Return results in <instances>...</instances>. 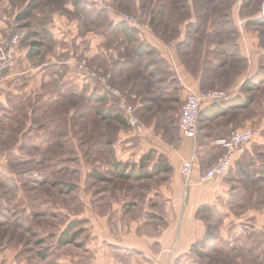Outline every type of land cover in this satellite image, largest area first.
I'll use <instances>...</instances> for the list:
<instances>
[{"label": "rangeland", "instance_id": "1", "mask_svg": "<svg viewBox=\"0 0 264 264\" xmlns=\"http://www.w3.org/2000/svg\"><path fill=\"white\" fill-rule=\"evenodd\" d=\"M17 1L21 15L29 0ZM32 1L36 3V12L32 11L29 18L16 19L19 25L11 29L0 48L6 46L15 34L19 36L18 49L21 44L34 46L33 42L38 41L40 33L36 31L33 33L36 36L30 37V24L38 23L43 13L50 16L63 11L66 3V0H30L29 3ZM72 1L79 2L87 12L91 11V16L97 17L102 10L106 11L88 0ZM111 8L115 14L117 11L128 13ZM196 9L198 17L203 19L209 15L214 19L226 10L230 15L244 18V24L238 28L243 37L228 42L234 45L239 39V46L248 52L247 58L241 56L238 46L224 54L217 51L202 57L196 48H191V43H187L178 60L187 72L203 69L206 71L202 80L208 77L212 80L213 84L208 88L196 91L212 88L228 91V100L220 103L225 112L217 117L216 124L223 130L225 126L229 128L224 137L238 129L253 132L251 141L237 149L245 148L243 159L237 161L234 157L226 175L264 173V0H232L218 8H207L206 3ZM128 14L138 18L140 28L135 31H140L143 21L140 14ZM186 14L188 10L184 9L182 15ZM100 19H106L103 13ZM92 20L89 17L91 26L86 22L85 30L97 26L98 23H92ZM228 28L234 30L232 24H228ZM106 35L104 42L108 45L116 35ZM71 43L73 46L79 44L76 39ZM139 43L146 47L144 42ZM137 44L135 42L134 46ZM151 47L149 44L144 52L148 53ZM72 56L76 59L70 78L55 84L56 90L47 98L32 86L11 99L13 103H9V109L0 104V264H90L92 241L98 232L113 234L119 226L125 232L133 225H141L148 232L149 239L154 237L158 241V236L173 231L171 224L174 222L163 216L164 204L160 194L166 189L170 168L151 177L143 174L152 173L156 166L161 169L169 167L167 158L159 154L163 142L150 136V127L168 130L172 136L168 141L178 139L175 123L179 122L187 90L175 85L169 92L161 91L158 85L151 84L150 75L160 73L162 81L167 78L165 74L169 65L161 60L156 61L158 66L153 69H144V66L139 69L141 74H148V83L139 91L134 89L130 93L115 83L113 71L109 69L111 65L106 61L103 65L106 68L98 69L95 57L88 59L80 53ZM221 61L223 64L216 65ZM175 62L174 59L172 67ZM137 63L140 66L143 61ZM80 64L87 69H81ZM91 72L110 74L105 83L124 95L148 132H137L127 123L117 109L114 95ZM147 96L152 99L146 101ZM233 99L247 104L237 107L225 104ZM142 103L145 104L143 107L140 106ZM99 112H109V116ZM144 156L147 159L141 166ZM125 164L135 165L132 173L130 166L127 168ZM207 211L202 208L197 212L206 229L197 241L199 246V242L205 239L202 241L206 244L205 249L197 250L203 256H210L213 251V264H225L222 244L213 243V240L220 239L222 216L217 211ZM66 230L69 237L75 238L73 242H61ZM155 243L151 240L148 245L155 248ZM155 261L160 263L157 258Z\"/></svg>", "mask_w": 264, "mask_h": 264}, {"label": "crops", "instance_id": "2", "mask_svg": "<svg viewBox=\"0 0 264 264\" xmlns=\"http://www.w3.org/2000/svg\"><path fill=\"white\" fill-rule=\"evenodd\" d=\"M107 1L115 9L140 14L143 19L140 31L131 32V28L121 22L111 10L101 11L106 18L101 21L102 13L97 17L91 16L93 13L84 10L79 2L66 0L63 11L54 10L55 13L50 16L43 13L38 23L28 27L32 30L30 37H35L36 34L33 33L36 31L40 33V38H37L40 44L39 53L30 57L28 52L31 45L21 44L16 60L0 79V104H5L9 109V103H13L11 99L23 94L32 86L38 88L43 97L47 98V95L56 90L55 84L61 79L70 78V71L75 66L76 59L72 55L78 56L79 53L88 59L95 57L98 69L106 68L103 66L105 61L110 64L108 67L113 71L115 83L128 89L130 93L134 89L139 91L148 83L149 77L151 84L158 85L161 91L168 92L175 85L183 91L206 89L208 85H212L210 77L202 80L206 70L198 69L189 73L182 63L180 64L178 59L183 55L187 43H191V48H196L198 55L202 57L211 56V53L217 51L224 54L238 46L241 56L247 58L248 52L246 48L239 46V39L234 45L228 42L232 38L243 37L239 29L244 24V18L230 15L227 10L214 19L210 15L204 19L197 15V6L204 7L207 3V8H218L232 0ZM17 6V0H0V45L11 29L19 25L16 19L29 18L32 11L36 12L34 7L22 17ZM184 9L188 10V15H182ZM89 17L93 19L92 23H98L94 26L99 27L97 30H85L83 27L90 23ZM228 24H232L234 30H230ZM108 33L116 36H113V41L109 40L110 44L107 45L104 41ZM74 39L79 43L76 46L71 43ZM139 41L144 42L146 47L138 53L136 49L140 46ZM135 42H138L137 46H134ZM149 44L152 47L146 53L144 51L148 50ZM174 59L176 62L172 67ZM160 60L169 65L168 72H165L167 78L163 81L160 73L149 77L145 72L141 74V67L153 69L158 66L156 61ZM139 61H143L140 66L137 63ZM218 63L221 65L223 61L217 62L216 65ZM210 68L212 71V67ZM151 99L152 97L148 96L145 98L146 101ZM216 104H210L201 110L199 128L194 138L184 136L179 130L178 122L175 123L178 139L174 141H168L172 138L168 130L150 127V136L153 135L163 142L159 154L167 158L171 171L166 189L160 194L164 204L163 216L166 220L174 222L171 224L173 231L158 236V241H155L154 237L149 239L148 232L141 225H133L125 232H122L119 226L118 231L113 234L108 231V234L98 232L92 241L90 264H151L155 258L160 260L161 264H213V251L210 256H203V253L198 254L197 250H203L206 246L204 243L197 246L198 239L206 230L197 214L202 208L205 211H217L222 216L220 239L213 240V243L222 244L225 264H264V173H243L240 176L229 174L208 182H199L201 173L224 153V149L216 140L227 135L229 128L225 126L223 130L216 126L217 118L212 116ZM144 105L142 103L140 106ZM249 148L246 146V149ZM244 149L235 151L237 161L243 159ZM183 160L190 161L192 166L187 178H183L180 173ZM151 240L152 243L156 242L155 248L148 245Z\"/></svg>", "mask_w": 264, "mask_h": 264}, {"label": "built area", "instance_id": "3", "mask_svg": "<svg viewBox=\"0 0 264 264\" xmlns=\"http://www.w3.org/2000/svg\"><path fill=\"white\" fill-rule=\"evenodd\" d=\"M87 1V0H86ZM93 5L100 9L112 10L111 6L106 0H88ZM241 2V0H239ZM116 12V11H115ZM118 19L125 23L130 28L139 29V20L135 15L128 13L116 12ZM18 34H15L6 46L0 48V79L2 73L15 61L18 52ZM81 69H87L82 64L79 65ZM92 76L99 79L101 83L106 84L105 81L110 77L109 73L98 75L91 72ZM106 88L110 91L117 100V109L123 114L127 123L137 132H144L145 128L135 114L134 107L128 103L124 95L116 88H112L106 84ZM229 93L225 89L212 88L208 90H190L188 89L184 95V101L180 108L178 127L181 133L189 138H194L198 132L197 121L200 111L210 104L223 103L228 100ZM253 132L251 129L233 130L230 134L222 139H218L217 143L224 149V153L216 161L210 164L199 177V182L204 183L211 181L217 177L225 176L233 164L235 151L243 144L248 143L252 139ZM191 163L188 160H183L180 171L183 176H189L191 173ZM151 264H160L158 261Z\"/></svg>", "mask_w": 264, "mask_h": 264}, {"label": "trees", "instance_id": "4", "mask_svg": "<svg viewBox=\"0 0 264 264\" xmlns=\"http://www.w3.org/2000/svg\"><path fill=\"white\" fill-rule=\"evenodd\" d=\"M36 6V3L34 2V1H32L31 3H29V5L27 6V8L21 13V15L22 16H26L28 13H29V11L32 9V8H34ZM135 31V28H131V32H134ZM33 44H35L34 46H31L30 47V50H29V52H28V55L31 57V56H34V55H37L38 53H39V49H38V46L40 45L38 42H36V41H34L33 42ZM143 51V47H142V45H140L137 49H136V52H142ZM234 100V99H233ZM227 101V102H225V104H227L228 106H230V107H237V106H244L245 104H247V102L246 101H244V102H238L237 100H234V101ZM237 101V102H236ZM217 107V108H216ZM214 111H215V113H214V115H212V116H215V118H217V117H219V116H221L224 112H225V109L224 108H222V104H216L215 105V107H214ZM101 115H104L105 117L106 116H109V114H107V113H109V112H103V113H101V112H99ZM116 117H119V116H116ZM147 158H146V156H144V157H142V160H141V166H143V162L146 160ZM127 166V168H128V166H130V168H131V173L133 172V170H134V168H135V165L134 164H125V167ZM169 169V167H167V168H164V169H161V168H159L158 166H156L153 170H152V173H148V172H146V173H144L143 175L144 176H147V177H151L153 174H158V173H160L162 170H168ZM63 235H62V237H61V242L62 243H66V242H73L74 240H75V238L73 237V236H68L67 234V230H66V232H64V233H62ZM210 238V237H209ZM202 241L204 242L205 241V239H203V240H201L199 243H202ZM199 253H201L200 251H198V254Z\"/></svg>", "mask_w": 264, "mask_h": 264}]
</instances>
